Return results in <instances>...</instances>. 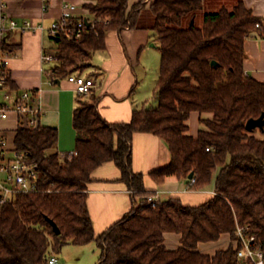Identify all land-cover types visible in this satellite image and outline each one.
I'll use <instances>...</instances> for the list:
<instances>
[{"label":"trees","instance_id":"1","mask_svg":"<svg viewBox=\"0 0 264 264\" xmlns=\"http://www.w3.org/2000/svg\"><path fill=\"white\" fill-rule=\"evenodd\" d=\"M128 1L85 0L83 9L96 19L94 27L78 40H54L50 78L62 81L90 68L108 32L150 30L160 55L152 97L156 107L134 110L127 124H108L94 97L79 99L72 114V156L57 152L56 130L18 127L13 149L35 166L40 191L0 207V264H48L52 253L60 254L66 245L93 242L102 251L98 264H238L232 245L213 257L197 252L199 244L215 243L223 235L236 241L237 228H248L264 254V127L245 129L248 120L264 113V83L243 68L244 43L252 34L264 38V21L241 1L231 10L203 15L200 26L194 19L203 0H140L131 6ZM192 114L199 116L195 137L189 135ZM138 133L157 137L170 154L167 166L148 174L154 184L186 181L190 192L212 188L213 198L197 207L176 198L146 201L150 195L143 176L131 167L132 138ZM106 163L115 165L139 202L96 238L86 187ZM165 234L180 235L181 247L166 250Z\"/></svg>","mask_w":264,"mask_h":264},{"label":"crops","instance_id":"2","mask_svg":"<svg viewBox=\"0 0 264 264\" xmlns=\"http://www.w3.org/2000/svg\"><path fill=\"white\" fill-rule=\"evenodd\" d=\"M139 1L129 0L128 4L131 6ZM237 1H241L254 16L264 21V0H203L200 25L203 15L216 13L221 9L231 10ZM84 4L85 0H49L48 10L43 13L40 0H12L7 11L19 23L27 20L33 24L48 26L60 17L63 5L78 8L77 18L86 17ZM89 17L92 16L89 14ZM194 21L195 24L199 23V15ZM5 45L13 54L9 65L10 88L17 95L25 91H38L36 96L39 126L57 131L56 149L60 155L73 154L75 132L72 127V114L78 106L79 97L67 80L52 82L50 69L55 61L43 63L41 59L43 53L54 55V39L45 34L13 32L7 35ZM156 45L155 33L146 29H125L105 35L104 49L93 54L91 67L80 75L92 79L95 87L84 100L91 97L97 100L98 113L106 123L127 124L134 110H140L145 105L150 106L149 101H153L158 77L152 86V80L147 77V64L153 56L152 48L156 50L158 47ZM158 56L160 62L159 52ZM243 68L248 77L264 83V38L257 36L245 41ZM20 122L15 113H10L8 119L0 123L7 142L10 136L13 139ZM131 154L133 173L143 176L145 191L151 197L153 194L158 201H163L160 199L161 195H168V198L178 199L183 206L197 207L213 198L212 188L190 192L187 190L186 181L179 182L171 178L161 186L152 182L148 174L170 162L166 146L157 137L134 134ZM86 194V207L96 238L130 213L139 202L134 192L128 190L120 181V173L113 163L103 164L92 173ZM180 239V235L165 234L163 246L168 251H176L181 247ZM91 245L96 248V252L92 249L87 254L86 250ZM230 245L229 236L223 235L215 243L199 244L197 252L213 257L217 252L226 251ZM101 253L98 244L93 242L87 246L66 245L60 254L52 255L56 257L58 264H85L88 257L91 259L89 264L95 261L98 264Z\"/></svg>","mask_w":264,"mask_h":264},{"label":"built area","instance_id":"3","mask_svg":"<svg viewBox=\"0 0 264 264\" xmlns=\"http://www.w3.org/2000/svg\"><path fill=\"white\" fill-rule=\"evenodd\" d=\"M10 1L12 0H0V123L6 121L10 113H15L20 118V125H22V117H25L27 126L33 127L39 113L36 96L38 91L35 94L25 91L17 95L10 89L9 65L13 54L5 45L7 35L13 32H30L45 34L52 39L64 36L78 40L85 32L86 24L93 28L96 19L93 16L89 17L87 12L86 17L77 18L78 8L63 5L60 17L48 26L33 24L27 20L19 23L8 15ZM40 1L42 12H47L49 0ZM75 20L78 22L76 25ZM41 59L43 63H50L54 61V55L43 53ZM66 80L81 100L86 99L95 87L91 78L81 75L74 74ZM39 191L35 166L27 163V158L23 154L14 151L13 147H8V142L0 128V207L10 203L19 195L35 194ZM145 200L153 204L159 202L154 196H147ZM247 232L248 228H237V240L231 242L237 253L238 264H264L261 245L256 242L254 235ZM48 264H58L54 255L50 256Z\"/></svg>","mask_w":264,"mask_h":264},{"label":"rangeland","instance_id":"4","mask_svg":"<svg viewBox=\"0 0 264 264\" xmlns=\"http://www.w3.org/2000/svg\"><path fill=\"white\" fill-rule=\"evenodd\" d=\"M199 15V23H196L197 26H200V14ZM146 22L149 21V17L147 16L146 18ZM158 45H156L157 47ZM152 53H153V56L152 58L148 61V64H147V77L149 80H152V86H154L153 84L155 79H157L158 77V69H159V56H158V51L157 49H153L152 48ZM150 102V106L155 108L156 107V103L155 102ZM198 114H193L191 115V118L190 120L188 121V126H189V135L193 136L194 134H196V132H198L200 130V125H199V121H198ZM257 136H261L258 132L256 133ZM12 136L9 137V140H8V147L12 148L13 146V141H12ZM168 198V195H161L160 196V199H167ZM221 245V241L219 242ZM87 246V245H86ZM92 249H94V251L96 252V248L92 245H91V248H87V254L91 253ZM84 251V250H83ZM62 252V251H61ZM60 256V255H59ZM97 260V259H96ZM85 264H89L91 262V259L90 257L86 258V260L84 261ZM96 261L93 263L95 264Z\"/></svg>","mask_w":264,"mask_h":264},{"label":"water","instance_id":"5","mask_svg":"<svg viewBox=\"0 0 264 264\" xmlns=\"http://www.w3.org/2000/svg\"><path fill=\"white\" fill-rule=\"evenodd\" d=\"M86 25H87V27L89 26L88 24H86ZM251 37L257 38V35L256 34H252ZM54 40L57 41V38H54ZM211 66L212 67H216L217 64L215 62H211ZM58 82L59 81L57 80L56 83H58ZM38 126H39V120H38V117H36L34 129H37ZM263 127H264V113H262L258 119H250V120H248L246 125H245V129L248 132H251V131H253L255 129L262 130ZM21 128L25 129V130H28L27 121H26L25 117H22ZM192 176H193V174L191 173L188 176V180H191ZM49 223L51 224L54 233L56 235H59V230L56 227V225L54 223H52L51 221H49Z\"/></svg>","mask_w":264,"mask_h":264}]
</instances>
